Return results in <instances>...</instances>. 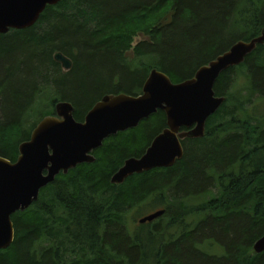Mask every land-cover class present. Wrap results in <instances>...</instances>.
<instances>
[{
	"label": "trees",
	"instance_id": "1",
	"mask_svg": "<svg viewBox=\"0 0 264 264\" xmlns=\"http://www.w3.org/2000/svg\"><path fill=\"white\" fill-rule=\"evenodd\" d=\"M262 28L264 0H62L47 6L32 27L0 34V156L16 161L47 94L52 109L45 116L67 101L83 121L105 94H140L152 69L179 83ZM139 32L148 39L132 47ZM56 52L72 61L67 72L54 60ZM238 72L246 95L234 92ZM213 90L225 102L208 118L204 137L182 141L184 155L174 166L123 184L110 181L166 128L158 110L106 138L93 151L94 162L60 173L36 202L14 213V240L0 250V264H264V251L253 250L264 235V45L223 71ZM150 198L159 207L153 212L164 214L135 225L131 234L128 211Z\"/></svg>",
	"mask_w": 264,
	"mask_h": 264
},
{
	"label": "water",
	"instance_id": "2",
	"mask_svg": "<svg viewBox=\"0 0 264 264\" xmlns=\"http://www.w3.org/2000/svg\"><path fill=\"white\" fill-rule=\"evenodd\" d=\"M61 1L0 0V34L32 27L47 6ZM258 45H264V28L249 41H236L200 66L191 78L179 83L152 69L140 94H105L83 121L74 118L70 102H56L54 114L44 116L29 139L19 143L15 162L0 156V250L14 240L11 216L36 202L42 188L60 173L67 174L80 164L94 162L93 151L106 138L137 127L158 110L166 115V128L153 138L141 157L126 159L110 181L123 184L135 174L174 166L184 155L182 141L204 137L208 118L225 102V97L216 96L213 90L219 75L243 63ZM54 60L65 70L72 66V61L61 52L54 54ZM163 214L164 210H157L138 222H152ZM253 250L258 254L264 251V235L254 243Z\"/></svg>",
	"mask_w": 264,
	"mask_h": 264
},
{
	"label": "rangeland",
	"instance_id": "3",
	"mask_svg": "<svg viewBox=\"0 0 264 264\" xmlns=\"http://www.w3.org/2000/svg\"><path fill=\"white\" fill-rule=\"evenodd\" d=\"M147 39H148V36H146L142 32L137 33V35L133 38L132 47L136 46L138 43H140L142 41H145ZM132 58H133L132 57V51L130 50L127 53V59L131 60ZM67 71L68 70H65V69L61 68V72H67ZM239 73L240 72H238L237 79H236V82L234 84V92H239V93H241L243 95H246L245 79ZM49 97H50L49 94H47L43 98V100L40 103H38V105L36 106L35 111H34V117L29 122L30 124L27 125L28 124V122H27L25 125H27L29 127V126L33 125V123L34 124L36 122L38 123L43 118V116H45V113L46 112L48 113L49 110L52 109L51 106H50ZM252 102H253L254 106L251 107L252 105H249L248 107H251L250 111L252 113L256 114V99L253 98ZM229 105H231V104H229ZM53 114H54V108H53V111L51 112V115H53ZM214 193H216V190H214ZM209 197H207V198H209ZM152 202H153V198H150L146 202H144L141 206H138V207L128 211V213L126 215L125 225H126L128 231L131 234H133L136 231H138L137 227H135V225L136 226L137 225L141 226L140 224H138V220L140 218H142L145 215H148V214L152 213L155 209L159 208V207L157 208V204L152 203ZM160 207H162V206H160Z\"/></svg>",
	"mask_w": 264,
	"mask_h": 264
}]
</instances>
